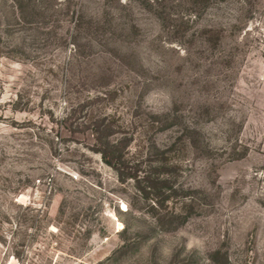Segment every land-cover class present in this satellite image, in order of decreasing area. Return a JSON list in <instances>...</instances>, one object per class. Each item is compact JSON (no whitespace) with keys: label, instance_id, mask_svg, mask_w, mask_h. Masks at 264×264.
Masks as SVG:
<instances>
[{"label":"rangeland","instance_id":"obj_1","mask_svg":"<svg viewBox=\"0 0 264 264\" xmlns=\"http://www.w3.org/2000/svg\"><path fill=\"white\" fill-rule=\"evenodd\" d=\"M13 5L0 264H264V0Z\"/></svg>","mask_w":264,"mask_h":264},{"label":"trees","instance_id":"obj_2","mask_svg":"<svg viewBox=\"0 0 264 264\" xmlns=\"http://www.w3.org/2000/svg\"><path fill=\"white\" fill-rule=\"evenodd\" d=\"M39 1V2H37ZM61 2L59 0H13L14 7L18 11L14 13V18L20 20V22H25L29 26H35L39 24H45L49 19L55 16V14L61 10L60 5L64 6L69 10V3L71 0H64ZM14 11V12H16ZM115 147V145L113 146ZM109 146L106 145L103 150L104 159L112 163V151H109Z\"/></svg>","mask_w":264,"mask_h":264}]
</instances>
